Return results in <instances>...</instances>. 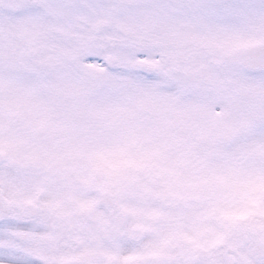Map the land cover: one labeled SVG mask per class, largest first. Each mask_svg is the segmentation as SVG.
Listing matches in <instances>:
<instances>
[{"label":"snow or ice","instance_id":"6c2138e0","mask_svg":"<svg viewBox=\"0 0 264 264\" xmlns=\"http://www.w3.org/2000/svg\"><path fill=\"white\" fill-rule=\"evenodd\" d=\"M0 264H264V0H0Z\"/></svg>","mask_w":264,"mask_h":264}]
</instances>
